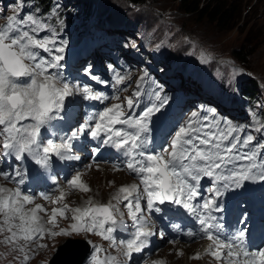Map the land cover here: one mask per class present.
I'll return each mask as SVG.
<instances>
[{
    "label": "snow or ice",
    "instance_id": "snow-or-ice-1",
    "mask_svg": "<svg viewBox=\"0 0 264 264\" xmlns=\"http://www.w3.org/2000/svg\"><path fill=\"white\" fill-rule=\"evenodd\" d=\"M46 29L45 22L34 14L23 17L14 15L8 18L5 25L0 26V147L5 156H14L17 161H23L27 154L37 164L45 166L50 154L64 157V152L70 150L68 142L57 145L48 140L45 143L42 129L51 121L63 118L60 113L64 109V101L73 94L68 83L63 82L59 71L62 67L59 62L63 56L53 54L62 53L64 49L56 47V41L51 37L41 36ZM42 53L52 54L51 59ZM49 69L57 71L50 72ZM86 72L90 70L86 69ZM91 78L98 80L96 76ZM123 81L124 77H118V82ZM83 92L88 99L101 102L110 99L103 93L93 92L88 86L83 88ZM140 96L137 90L125 98L124 104L116 103L103 108L94 114L93 124L79 129V134L87 133L92 138L103 137L101 143L114 148L123 157L122 167L118 165L115 170H126L134 174L139 184L121 186L112 197L116 203L109 201L108 204H99L89 199L83 207L70 208L64 204L63 207L52 208L50 214L41 204L26 209V205L34 203V198L22 194L19 187L15 190L0 187V215L3 216L0 232L6 230L9 233L5 241L18 244L23 240L25 243L18 250L24 252L25 246L36 239L43 240L45 234L50 237H70L74 233H95L115 245L114 233L127 227L123 220L124 213L119 207L127 201L123 206L133 222L134 231L130 239L119 243L124 246L123 255L130 259L132 253L140 252L148 243V238L154 234L147 226L148 219L143 215L145 210L141 200H146L149 212H159L160 208L156 205L167 201L181 205L198 220L206 238L211 242L207 254L215 260L224 261L227 256V264H264V248L249 250L241 248L237 243L242 242L245 236L243 230L238 236L228 239L222 237L219 231L214 232L213 229L219 226L210 222L215 219L211 213L220 210L215 197L220 195L221 187H227L228 181L240 186L242 181L256 178L255 163H250L244 169L238 161L252 162L258 158L264 161V143L253 144L255 138L251 134L241 139L234 135L236 129L231 125L224 130L219 124L198 123V114L193 112L169 142L155 148L147 135L149 121L163 105H152L138 115L134 114ZM113 98L120 99L119 96ZM257 131H264V126ZM77 134L74 132L73 137ZM249 145L253 147L248 152L241 151ZM10 175L0 172V176L6 180ZM205 178L211 181V186L203 190L210 193L207 197L202 194V181ZM259 178L264 180V171L260 172ZM18 183H23V179ZM68 185L79 191H91L82 182L80 174L68 181ZM65 195L61 192L51 202H63ZM44 199L50 197L45 196ZM39 212L45 213L46 221L38 215ZM66 212L71 213L72 223L68 228H59L57 217L67 219ZM188 235L194 236L196 233L189 232ZM38 247L47 245L40 244ZM101 252L100 247L94 248L91 264H118L116 257L100 258ZM192 258L201 257L196 254ZM29 259L25 254L22 264H27Z\"/></svg>",
    "mask_w": 264,
    "mask_h": 264
},
{
    "label": "rangeland",
    "instance_id": "rangeland-1",
    "mask_svg": "<svg viewBox=\"0 0 264 264\" xmlns=\"http://www.w3.org/2000/svg\"><path fill=\"white\" fill-rule=\"evenodd\" d=\"M245 1L247 0L243 1V5H246ZM253 3V9L246 16L243 15L236 26L231 29L219 30L211 22L204 19L199 20L179 11L178 0H143L141 2H132L131 0H50L47 9H45L48 11L39 14H36L25 3H21V0H0V26L5 25L8 18L14 15L23 17L34 14L38 16L47 25L46 31L42 32L41 36L51 37L56 41V47L64 49L62 53H53L63 56L59 62L62 66L59 71L62 73L63 82H67L68 85L79 90L80 96L84 93L85 86L90 87L93 92H100V89L104 88L101 87L102 84L88 83L87 79H92V76H97L103 81L107 79L105 91L111 97L103 101L104 106L116 103L124 104L125 98L132 96L135 91L139 90L141 93L143 77L149 72L155 77L157 85L160 83L164 85L157 88L149 78L133 112L138 107L142 108L143 112L147 107L152 105L159 107L162 104L163 106L159 111L154 112L150 121L153 123V127L158 129L157 133L164 137V141L169 142L175 131L191 118L193 112H196L198 123L219 124L220 128L224 130L228 129L232 120H236L237 131L241 129L245 131L244 134L241 133L240 138L243 139L251 134L255 138L253 144H256L264 143V131L263 134L257 133V126H249V118L253 111L260 109L263 113L262 126H264V0H253ZM21 6L22 9H20ZM248 6H252V4ZM247 10L248 7L244 6V11ZM72 11L82 14L86 27L91 25L97 30L102 29L100 30L102 33L100 32L98 35L102 36L104 29L106 34L117 36L118 39L113 41L107 39V43L98 39V45L104 46L98 50V45L96 49L93 43L87 45L86 39L89 34L83 31L76 38L69 40L64 38L67 35V32L64 31V36H61L63 32L59 35H49V32L54 33V27L62 15ZM77 21L80 22L81 18ZM250 26L251 29H248ZM65 31H71V27L67 26ZM89 32L91 30L87 31V33ZM110 50L113 52L110 53ZM233 50L248 53L245 61L241 62L235 59L232 55ZM92 51L94 52L92 53ZM42 55L51 59L52 54L42 53ZM81 55H85L83 61H80ZM202 60H212L213 62L202 65ZM94 63L102 70L114 69L116 82L119 86L121 83L118 82V77H124V89L115 92L113 79L108 78L111 76L107 74L106 77L105 73L94 69ZM86 69H89L90 72H86ZM49 71L54 72L57 69H49ZM245 78L246 82L251 80L255 84L257 100L252 111L246 110L247 105L244 99H241L237 106L230 100L231 95L241 98L242 82ZM93 87L99 89L96 90ZM157 94L159 99L156 100ZM191 94L193 96L189 98ZM116 96H119L120 99L113 98ZM81 100H83L82 97H71L70 101L73 103L70 105V102H67L68 107L65 110L70 111V106H73L72 110L64 112L62 115L65 118L73 117L80 108ZM198 101L200 102L198 103ZM202 103L213 104L216 108L211 110L207 106L201 107ZM200 107L205 112L201 111ZM216 110H219L221 114H215ZM223 115H228V117L223 119ZM205 117H207L206 120ZM252 147L253 145H249L248 148H243L241 151L248 152ZM239 163L242 168L247 169L251 162L240 160ZM253 163L257 165L256 171H264V167L260 166L263 162L254 161ZM98 167L84 171L72 170L73 177L80 174L82 182L91 191L83 192L67 187L68 190H64V193L67 194L61 205L58 206V203L51 202L63 192L62 188H57L49 194L50 199L46 200L44 204H41L40 200H35L33 204L26 206V209L34 207L35 204H41L48 209V214H50L52 208L63 207L64 204L69 205L70 208L83 207L89 199H93L94 203L99 204H108L109 201L116 203L112 197L123 186L119 178L122 176L130 180V185L135 184L131 177L115 171L109 166ZM0 187H5L4 183ZM82 201L83 204H81ZM124 203L119 207L124 213L123 220L127 227L114 233L115 245L112 241H104L95 233H74L70 237L62 235L50 237L45 234L43 240L36 239L34 242H30L25 246V251L20 252L18 248L25 242L20 240L18 244L7 243L5 238L9 233L5 230L0 232V264H22L25 254L30 257L27 264H48L56 247L65 243L67 239L82 240L90 245L89 254L82 264H91L92 256L95 254L94 248L97 246L102 249L99 254L100 258L116 257L118 264L119 262H126V264H155V262L185 264L187 261L191 264L202 263L207 252L204 248L203 254L197 252L201 248L200 243H197L199 245L196 246L193 243H191L192 245L161 243L151 251H147L144 247L140 252L135 253L136 257L146 256L141 257L138 262H135L133 258L125 257L123 255L124 246L119 242L130 239L134 229L130 222L131 218L127 215V209L123 206ZM145 203L146 200L142 199L141 206ZM38 215L44 221L47 220L45 213L39 212ZM65 215L68 217L67 219L57 217L59 228H68L72 223L71 213L66 212ZM144 216L146 217L145 214ZM1 217L2 215H0ZM2 223L3 220L0 219V225ZM46 226L50 227V225ZM40 244H45L47 247H38ZM183 248L186 253L183 252ZM196 254H200L201 258L193 259L192 257Z\"/></svg>",
    "mask_w": 264,
    "mask_h": 264
},
{
    "label": "trees",
    "instance_id": "trees-1",
    "mask_svg": "<svg viewBox=\"0 0 264 264\" xmlns=\"http://www.w3.org/2000/svg\"><path fill=\"white\" fill-rule=\"evenodd\" d=\"M39 3L44 4L48 0H37ZM132 2H141L143 0H131ZM178 0L179 11L186 13L189 16L196 17L201 20L204 19L214 24L219 30L231 29L238 24L243 15L246 16L251 9H253V0ZM252 4V6H248ZM244 6L248 7L244 11ZM252 25V24H251ZM251 29V26L250 28ZM249 43V42H248ZM232 55L235 59L244 62L248 53H243L239 50H233ZM255 84L253 81L248 80L243 85L244 92L253 95Z\"/></svg>",
    "mask_w": 264,
    "mask_h": 264
},
{
    "label": "water",
    "instance_id": "water-1",
    "mask_svg": "<svg viewBox=\"0 0 264 264\" xmlns=\"http://www.w3.org/2000/svg\"><path fill=\"white\" fill-rule=\"evenodd\" d=\"M88 251L89 245L86 242L67 239L65 243L56 247L48 264H82Z\"/></svg>",
    "mask_w": 264,
    "mask_h": 264
},
{
    "label": "bare ground",
    "instance_id": "bare-ground-1",
    "mask_svg": "<svg viewBox=\"0 0 264 264\" xmlns=\"http://www.w3.org/2000/svg\"><path fill=\"white\" fill-rule=\"evenodd\" d=\"M111 24V23H110ZM204 85V84H203ZM69 87L72 89V95H70V96H68V97H66V99H65V101H64V109L63 110H65V109H67V102H70V105L73 103V102H71L70 100H71V97H75V96H77V94L79 93V90H77L74 86H71V85H69ZM188 88V87H187ZM69 105V106H70ZM70 109H71V106H70ZM69 144H72V142H68ZM58 145V144H57ZM50 159H52V160H56V158L58 159L59 157H61V156H59V155H56V154H50ZM111 169H113L112 167H110ZM130 174V176H132V177H134V179L137 181L138 179H136L135 178V175L134 174H131V173H129ZM119 180H120V183H122L123 184V186H129L130 185V183H129V181L130 180H128L127 178H124V177H120L119 178ZM135 184H137V183H135ZM5 185V188H7V189H11L7 184H4ZM67 187H69V185H68V182H66V184H65V188H67ZM78 191V190H77ZM74 194V193H73ZM91 198V197H90ZM93 200V199H92ZM80 201V200H79ZM94 201V200H93ZM95 202H96V200H95ZM127 203V202H126ZM81 204H83V201H82V203ZM59 205H61V202L59 203ZM160 205L161 204H157L156 206H158V207H160ZM26 206H28V205H26ZM1 220H3V216L0 218ZM121 232V231H120ZM6 234V233H5ZM7 236V235H6ZM105 241V240H104ZM198 243H200L201 245H200V250H197V252H200V253H202L203 254V248H204V250H206V244H205V242L204 243H201V242H198ZM193 244H195L194 246H196V245H199V244H197V243H193ZM190 245H192V244H190ZM208 246V245H207ZM188 247H190V246H188ZM193 247V246H192ZM114 249V248H113ZM183 250H184V248H183ZM184 253H186V251L184 250L183 251ZM134 253V252H133ZM204 254H205V252H204ZM207 254V253H206ZM205 254V255H206ZM200 255V254H199ZM204 255V256H205ZM203 256V257H204ZM202 263L201 264H207V263H215L209 256H208V254L202 259V261H201ZM204 262H206V263H204ZM185 264H191V262H186Z\"/></svg>",
    "mask_w": 264,
    "mask_h": 264
}]
</instances>
